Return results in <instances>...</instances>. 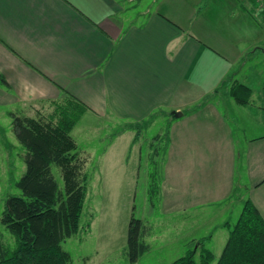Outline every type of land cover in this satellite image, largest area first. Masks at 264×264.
Returning a JSON list of instances; mask_svg holds the SVG:
<instances>
[{
	"label": "crops",
	"instance_id": "1",
	"mask_svg": "<svg viewBox=\"0 0 264 264\" xmlns=\"http://www.w3.org/2000/svg\"><path fill=\"white\" fill-rule=\"evenodd\" d=\"M255 7L249 0H0V114L38 118L70 96L86 107L77 124L121 123L131 130L129 148L133 129L162 119L164 211H228L241 199L264 220V132L238 151L213 98L251 103L252 89L236 77L261 44L264 18ZM233 81L251 89L248 104L230 96Z\"/></svg>",
	"mask_w": 264,
	"mask_h": 264
},
{
	"label": "rangeland",
	"instance_id": "2",
	"mask_svg": "<svg viewBox=\"0 0 264 264\" xmlns=\"http://www.w3.org/2000/svg\"><path fill=\"white\" fill-rule=\"evenodd\" d=\"M260 27L261 44L254 55L242 62L236 77L252 89L251 103L239 107L230 100L228 106L221 96L213 97L233 131L238 151L248 139L264 132L260 124V119L264 121V22ZM165 124L158 119L140 126V131L133 129L137 139L130 148L131 130L121 123L105 119L104 123L83 120L77 124L73 138L87 190L80 230L62 243L71 264H131L126 255L131 217L142 221L146 231L142 240L149 248L135 264H172L195 248L198 252L194 264H201L197 244L203 239L204 249L215 256L211 264H216L227 238L224 222L237 220L241 199L228 211L221 207L183 213L164 211L161 183L166 158V136L162 135ZM24 155L25 150L12 131L11 119L0 114V219L7 198L21 194L15 182L25 172ZM51 170L59 190H63L59 169L52 166ZM242 194L238 193L239 198ZM14 247L13 236L0 221V258L2 251Z\"/></svg>",
	"mask_w": 264,
	"mask_h": 264
},
{
	"label": "trees",
	"instance_id": "3",
	"mask_svg": "<svg viewBox=\"0 0 264 264\" xmlns=\"http://www.w3.org/2000/svg\"><path fill=\"white\" fill-rule=\"evenodd\" d=\"M0 84H6L1 76ZM229 94L237 103L248 104L251 89L233 81ZM85 111L69 96L48 115L11 114L12 131L25 150V172L15 182L21 194L7 198L0 219L15 240L13 250L1 252L0 264H71L62 243L80 230L87 190L71 132ZM52 166L60 171L63 190L58 188ZM224 228L227 240L216 264H264V220L251 201H245L237 220L226 222ZM145 232L142 221L131 217L126 236L131 264L149 249L142 240ZM205 241L197 244L201 264H211L215 256L204 249ZM197 252V248L188 251L172 264H194Z\"/></svg>",
	"mask_w": 264,
	"mask_h": 264
},
{
	"label": "built area",
	"instance_id": "4",
	"mask_svg": "<svg viewBox=\"0 0 264 264\" xmlns=\"http://www.w3.org/2000/svg\"><path fill=\"white\" fill-rule=\"evenodd\" d=\"M249 1H253L255 3L256 5L255 13L264 18V0H249ZM263 100H264V93H263Z\"/></svg>",
	"mask_w": 264,
	"mask_h": 264
},
{
	"label": "water",
	"instance_id": "5",
	"mask_svg": "<svg viewBox=\"0 0 264 264\" xmlns=\"http://www.w3.org/2000/svg\"><path fill=\"white\" fill-rule=\"evenodd\" d=\"M175 115H176L177 117H180L182 114H181V113H175Z\"/></svg>",
	"mask_w": 264,
	"mask_h": 264
}]
</instances>
